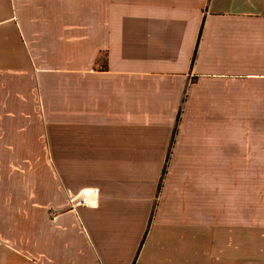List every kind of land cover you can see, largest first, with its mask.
Here are the masks:
<instances>
[{
	"label": "crops",
	"instance_id": "obj_1",
	"mask_svg": "<svg viewBox=\"0 0 264 264\" xmlns=\"http://www.w3.org/2000/svg\"><path fill=\"white\" fill-rule=\"evenodd\" d=\"M0 264H264V0H0Z\"/></svg>",
	"mask_w": 264,
	"mask_h": 264
},
{
	"label": "built area",
	"instance_id": "obj_2",
	"mask_svg": "<svg viewBox=\"0 0 264 264\" xmlns=\"http://www.w3.org/2000/svg\"><path fill=\"white\" fill-rule=\"evenodd\" d=\"M99 189L98 188H87L81 190L78 196L75 198L73 202V207L77 206H86L88 204V200L91 196H98Z\"/></svg>",
	"mask_w": 264,
	"mask_h": 264
},
{
	"label": "trees",
	"instance_id": "obj_3",
	"mask_svg": "<svg viewBox=\"0 0 264 264\" xmlns=\"http://www.w3.org/2000/svg\"><path fill=\"white\" fill-rule=\"evenodd\" d=\"M166 172V166L164 167L163 171H162V176L165 174Z\"/></svg>",
	"mask_w": 264,
	"mask_h": 264
}]
</instances>
